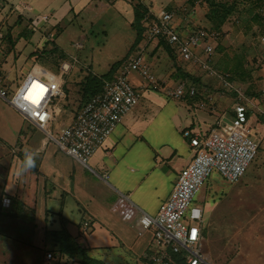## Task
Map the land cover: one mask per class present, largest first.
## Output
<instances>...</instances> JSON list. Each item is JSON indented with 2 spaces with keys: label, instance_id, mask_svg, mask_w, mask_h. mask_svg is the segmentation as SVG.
<instances>
[{
  "label": "crops",
  "instance_id": "0c3cea01",
  "mask_svg": "<svg viewBox=\"0 0 264 264\" xmlns=\"http://www.w3.org/2000/svg\"><path fill=\"white\" fill-rule=\"evenodd\" d=\"M95 3L96 8H104L110 0L105 1L106 4L101 0H0V28L8 29L2 23L5 12H14L22 18L34 16L31 12H35V16L49 15L48 22H52V26H45L47 22L33 33L44 29L45 33L55 34L52 31L64 29L61 24L66 19L62 15L93 13ZM15 4H19L23 11L18 12ZM74 10H79V13ZM27 20L30 25L31 19ZM177 27L179 30L180 26ZM24 36H28L26 32L19 40H25ZM42 37L41 33L32 35L29 41L33 42L31 53L40 54L41 50L49 49ZM5 47L4 40L0 38V61L15 59L13 53L11 57L4 54ZM39 54L28 58L33 61L29 71L35 64L45 68L39 61ZM65 61L61 60L60 64ZM74 68L69 70L66 83ZM12 70L10 68L5 73L7 80L11 79ZM56 70L58 72L60 69L56 67ZM78 73L81 74L80 70ZM95 75L100 77L99 74ZM79 78L78 92L81 91L84 74ZM130 81L137 89L141 85V78L137 74H132ZM183 82L188 87H194L189 79ZM66 86L67 94L65 92V96L54 105L59 113L55 122L47 127L49 134L26 122L0 98V225L2 215L10 217L15 223L10 227H0V235L10 238L12 242L17 241L20 246L28 244V250L22 249L23 253L20 254L22 259L26 260V255L32 252L40 264H82L77 247L87 257L103 264H152L151 230L121 220L112 212V206L120 195H125L144 213L155 216L173 191L179 172L192 160L193 151L183 132L209 133L218 120L228 122V111L231 109L233 115L234 106L231 108L230 105L223 112L222 97L215 96L212 90L204 87H194L196 95L193 98L185 95L179 101L164 95V100L177 103L170 114L165 113L168 102L164 100L146 103L147 106L143 105L145 108L139 114L131 111L84 165L56 142L61 131L74 123L80 108L70 100L67 102L75 90L73 86L68 87V83ZM197 99H203L208 108L199 109L194 103ZM251 105L255 106L253 101ZM52 126L53 132L50 130ZM25 150L32 151L36 168L17 175ZM263 176L264 168L249 175V264H264ZM197 203L204 213L203 236L211 257V238L207 231L211 205L206 207ZM8 207L7 212L5 208ZM16 213L20 220L12 218ZM87 221L90 228L83 231V224ZM18 233H22V236L27 234V239H22L25 242L19 241ZM17 252L20 253V250ZM48 253L52 254L49 260L46 258Z\"/></svg>",
  "mask_w": 264,
  "mask_h": 264
},
{
  "label": "rangeland",
  "instance_id": "374dc122",
  "mask_svg": "<svg viewBox=\"0 0 264 264\" xmlns=\"http://www.w3.org/2000/svg\"><path fill=\"white\" fill-rule=\"evenodd\" d=\"M105 1L107 0H101L104 3ZM140 3L142 5L137 6ZM96 4L93 13L80 16L62 15L66 19L61 24L64 29L52 31L55 34L51 40L47 35L51 32L45 33L41 29L35 34L31 25L27 24V18H33L35 12H31L34 16L23 18L14 12L2 14V23L10 29L0 28V33H3L2 40L6 44L4 54L10 57L12 53L15 55L14 61L12 58L0 61L4 75L10 68L13 69L11 79L7 80L9 97L17 90L33 64L28 58L39 54L31 53L33 42L29 41L32 35L43 34L42 38L46 46H49L48 50H41L39 54V61L46 69L56 72V67L59 68L62 64L61 60H66L72 68L75 67L67 80L68 87L73 86L75 91L71 99L67 98V102L70 100L81 107L87 96L85 94L83 99L81 91L78 92L79 75L84 74L85 78L89 75L97 76L95 74H99L100 78L111 77L137 47L145 43L143 8L154 13L162 10L174 11L178 16L176 20L182 36L197 28L207 29L216 36L214 52L207 58L199 53L198 58L182 62L164 44L159 43L156 46L154 41L146 45L144 60L155 75L157 85L142 94L132 113L139 114L145 108L143 105L147 106L146 103L163 101L165 96L171 98L168 92L187 79L195 88H208L215 96H221L223 112L230 105L232 108L239 102L248 107L254 102L255 106H250L249 124L251 135L258 144V152L247 173L236 184L226 183L217 173H212L195 197L197 202L206 207L211 205L207 216V231L211 238L213 263L249 264V175L264 168V0H133L132 3L110 0L109 5L104 8H96ZM14 6L18 7V12L23 11L19 4ZM74 12L79 13V10ZM10 20L12 21L9 23ZM48 23L45 26L51 27L52 22L49 25ZM25 32L28 35L24 36L27 40L20 41ZM15 45L17 47L14 48ZM224 79L233 88H225ZM164 101L168 102V106L164 108L165 113L170 114L177 103L174 100ZM194 103L199 109L208 108L203 99H197ZM231 111H228V121L232 118ZM167 119L170 122L168 117ZM54 126L50 129L51 132L54 131ZM9 209L5 208V211L8 212ZM19 217L16 213L12 218L16 221L20 220ZM13 225L15 223L10 217L2 215L1 228ZM18 225L21 226V222ZM10 232L13 233L11 229ZM27 234L22 236V233H18L21 238L19 241L27 239ZM9 239L0 235V264H40L32 252L26 255V260L22 259L20 254L23 253L22 249L28 250V244L20 246L17 241L12 242Z\"/></svg>",
  "mask_w": 264,
  "mask_h": 264
},
{
  "label": "built area",
  "instance_id": "2783aa9c",
  "mask_svg": "<svg viewBox=\"0 0 264 264\" xmlns=\"http://www.w3.org/2000/svg\"><path fill=\"white\" fill-rule=\"evenodd\" d=\"M176 15L170 10L154 13L147 8L143 16L145 43L139 45L118 67L111 79L103 82L101 92L83 105L74 123L61 131L56 142L78 162L86 165L137 106L142 92L156 87V77L144 60L148 43L155 41L159 44L164 40L182 62L198 58L199 53H203L206 58L212 55L216 36L205 28H197L182 36L176 25ZM48 20L49 15L35 16L31 18L30 25L33 30H38ZM53 37V33L48 34L49 40ZM59 69L58 72H51L35 64L9 97L7 77L0 68V98L26 122L46 134H49V124L55 122L58 116L54 105L65 96L66 76L71 65L63 62ZM132 74L141 78L138 89L130 81ZM224 87L229 89L233 85L224 79ZM168 94L179 101L185 95L193 98L196 89L181 81ZM249 115V107L239 102L233 108L231 120H218L216 127L209 133L183 132L192 148L193 157L179 172L173 191L160 205L155 216L144 213L125 195H120L112 206V212L121 220L151 230L152 264H214L203 236L204 213L195 197L212 173L234 184L241 180L255 160L258 144L251 135ZM89 228L90 223L87 221L83 224V231ZM51 257V253L46 255L48 260Z\"/></svg>",
  "mask_w": 264,
  "mask_h": 264
},
{
  "label": "trees",
  "instance_id": "16d2710c",
  "mask_svg": "<svg viewBox=\"0 0 264 264\" xmlns=\"http://www.w3.org/2000/svg\"><path fill=\"white\" fill-rule=\"evenodd\" d=\"M142 4H138L137 6H141ZM147 10L143 8V16H144V13L146 12ZM141 16V15H140ZM160 44H164L166 48H168L169 50L173 51L170 46L164 41V40H161L159 42ZM111 77H108V78H100V77H97V76H93V75H89L88 77H86L82 83H81V92H82V97L84 99V95L86 94L87 98L85 99V101L82 103V106L79 108V110L83 107V105L85 103H87L94 95L98 94L99 92H101L102 90V85H103V82L105 80H109L111 79ZM78 110V112H79ZM77 115V114H76ZM250 116V115H249ZM77 249L79 250L80 252V255H81V259H82V264H103V263H100V262H97L89 257H87L85 255V253L79 248L77 247Z\"/></svg>",
  "mask_w": 264,
  "mask_h": 264
},
{
  "label": "clouds",
  "instance_id": "9594fccd",
  "mask_svg": "<svg viewBox=\"0 0 264 264\" xmlns=\"http://www.w3.org/2000/svg\"><path fill=\"white\" fill-rule=\"evenodd\" d=\"M36 168V159L32 151L25 150L24 157L21 162V166L17 171V175H22L23 173L33 170Z\"/></svg>",
  "mask_w": 264,
  "mask_h": 264
},
{
  "label": "snow or ice",
  "instance_id": "6c2138e0",
  "mask_svg": "<svg viewBox=\"0 0 264 264\" xmlns=\"http://www.w3.org/2000/svg\"><path fill=\"white\" fill-rule=\"evenodd\" d=\"M193 237H195V233H193Z\"/></svg>",
  "mask_w": 264,
  "mask_h": 264
}]
</instances>
